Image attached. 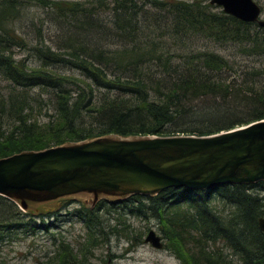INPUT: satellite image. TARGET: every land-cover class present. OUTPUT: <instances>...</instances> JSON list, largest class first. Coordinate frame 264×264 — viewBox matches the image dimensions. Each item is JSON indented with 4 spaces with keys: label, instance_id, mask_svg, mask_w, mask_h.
Segmentation results:
<instances>
[{
    "label": "trees",
    "instance_id": "trees-1",
    "mask_svg": "<svg viewBox=\"0 0 264 264\" xmlns=\"http://www.w3.org/2000/svg\"><path fill=\"white\" fill-rule=\"evenodd\" d=\"M29 4L48 9L65 34L58 35L56 51L34 49L38 67L13 54L24 39L11 24ZM198 39L264 56V29L224 14L209 0H0V77L10 89H0V158L104 135L207 136L264 120V85L255 84L264 71L251 69L250 82L229 80L226 72L236 63L198 50ZM36 88L54 96L55 114L46 123L33 116L24 93ZM254 188L264 191V181L212 192L167 189L120 202H134L131 214L155 218L166 248L182 264H234L233 257L238 264H264L258 228L264 197ZM93 209L88 206L82 217L90 232L79 253L61 241L42 264H83L100 244ZM29 212L0 196V237L38 229L20 219Z\"/></svg>",
    "mask_w": 264,
    "mask_h": 264
},
{
    "label": "water",
    "instance_id": "water-1",
    "mask_svg": "<svg viewBox=\"0 0 264 264\" xmlns=\"http://www.w3.org/2000/svg\"><path fill=\"white\" fill-rule=\"evenodd\" d=\"M224 14L264 29L253 0H209ZM264 181V120L207 136L104 135L0 158V196L20 210L88 196L120 202L167 189L214 191L222 185ZM264 233V218L258 220ZM144 243L161 250L150 230Z\"/></svg>",
    "mask_w": 264,
    "mask_h": 264
},
{
    "label": "rangeland",
    "instance_id": "rangeland-1",
    "mask_svg": "<svg viewBox=\"0 0 264 264\" xmlns=\"http://www.w3.org/2000/svg\"><path fill=\"white\" fill-rule=\"evenodd\" d=\"M253 1L261 8L260 18L264 20V0ZM48 11L40 6L25 5L21 17L11 24L15 32L24 39V46L13 49L15 59L23 61L30 67H38L41 64L34 54L35 48L49 47L56 51L60 47L58 35L60 37L62 33ZM109 18L110 15L107 14L105 19ZM66 30L68 33L74 32L73 29L66 28ZM194 44L198 50L218 53L236 63L233 72H226L229 80L241 82L242 79H247L250 82V75H254L250 74L252 70L264 71V56L242 55L238 53L237 47L220 46L207 39H198ZM60 71L66 74H79L77 71L64 68H60ZM256 81V86L264 85V72L256 78ZM0 89L3 93H8L10 90L9 83L3 81L1 77ZM24 93L28 95L33 116L40 123L49 121L55 114L53 94L38 88ZM251 191L264 197V191L258 188ZM101 200H104V203L98 207ZM112 201L100 199L94 206L93 213L99 219V223H96L92 229L97 234L100 244L92 249V253L87 255L83 264H182L166 248V240L162 238L159 222L155 218L131 214L129 208L134 206V202ZM89 205L90 197L79 196L31 207L30 212L23 214L20 219L26 223H35L38 229L32 232L33 234L28 227L15 230L11 234L3 232L0 237V264H42L54 257L61 241L68 243L78 254L90 232L87 223L82 220ZM150 230L161 237L163 243L161 250L144 243ZM233 261L234 264H238L234 257Z\"/></svg>",
    "mask_w": 264,
    "mask_h": 264
},
{
    "label": "bare ground",
    "instance_id": "bare-ground-1",
    "mask_svg": "<svg viewBox=\"0 0 264 264\" xmlns=\"http://www.w3.org/2000/svg\"><path fill=\"white\" fill-rule=\"evenodd\" d=\"M260 218H264V217H260ZM260 218H259V219H260ZM259 219H258V220H259ZM258 228H259V227H258Z\"/></svg>",
    "mask_w": 264,
    "mask_h": 264
}]
</instances>
